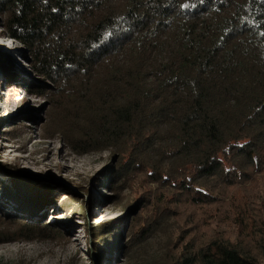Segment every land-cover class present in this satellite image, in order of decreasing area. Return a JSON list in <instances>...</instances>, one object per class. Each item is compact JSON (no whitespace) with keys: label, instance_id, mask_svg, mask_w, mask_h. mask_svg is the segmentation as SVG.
Masks as SVG:
<instances>
[{"label":"trees","instance_id":"trees-1","mask_svg":"<svg viewBox=\"0 0 264 264\" xmlns=\"http://www.w3.org/2000/svg\"><path fill=\"white\" fill-rule=\"evenodd\" d=\"M0 18L45 80L18 87L51 104L50 136L77 154L117 156L123 183L106 186L128 217L136 211L133 239L174 216L173 205L209 225L221 196L264 178V0H0ZM260 210L231 204L234 240H201L194 223L193 235L181 229L169 264H264ZM27 221L0 213V243L61 236L49 222ZM108 229L89 230V244L101 251Z\"/></svg>","mask_w":264,"mask_h":264},{"label":"rangeland","instance_id":"rangeland-1","mask_svg":"<svg viewBox=\"0 0 264 264\" xmlns=\"http://www.w3.org/2000/svg\"><path fill=\"white\" fill-rule=\"evenodd\" d=\"M1 22L0 18V213L27 222H49L60 228L61 236L0 243V264H169L184 242V237L177 238L181 229L182 236L193 235L194 223L201 240L214 235L234 240L231 204H241L251 215L264 207V178L255 175L221 196L208 217L209 225L201 224L200 211L173 205L174 216L148 236L133 239L128 231L136 211L128 217V209L116 203L114 191L106 186L110 180L118 184L123 179L113 174L117 156L111 150L77 154L59 135L50 136L45 125L51 104L23 89L44 85L45 80L33 72L25 48L3 34ZM143 180L138 175L133 184ZM128 192L122 185L123 201ZM260 211L264 220V209ZM107 222L110 239L101 240L98 251L89 244L90 234Z\"/></svg>","mask_w":264,"mask_h":264}]
</instances>
